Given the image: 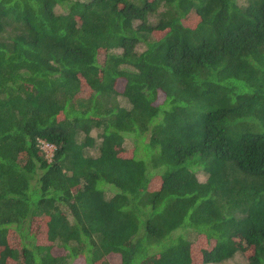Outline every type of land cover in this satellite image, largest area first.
I'll use <instances>...</instances> for the list:
<instances>
[{
	"label": "trees",
	"instance_id": "1",
	"mask_svg": "<svg viewBox=\"0 0 264 264\" xmlns=\"http://www.w3.org/2000/svg\"><path fill=\"white\" fill-rule=\"evenodd\" d=\"M237 255L264 264V0H0V264Z\"/></svg>",
	"mask_w": 264,
	"mask_h": 264
},
{
	"label": "rangeland",
	"instance_id": "2",
	"mask_svg": "<svg viewBox=\"0 0 264 264\" xmlns=\"http://www.w3.org/2000/svg\"><path fill=\"white\" fill-rule=\"evenodd\" d=\"M237 1H238L239 3H244V0H237ZM61 10H62V8L60 7V5H56V7H55V11H56V12H61ZM149 19H150V21H154V17H152V16H151ZM141 47H142V46H139L138 48L140 49ZM121 88H122V85L120 84V85L118 86V89L121 90ZM118 100H119V103H120L122 106H128V104H127V102H126V100H125L124 97H122V96H118ZM92 135H93L94 137H96V144L98 145L99 140H100V138H99V131L96 130V129L92 130ZM40 147H41V149L43 150L45 156H46L48 159H50L51 156H52V152H53L54 147H53L52 145H50V144L45 143L44 141H43L42 143L40 142ZM133 147H134V141H133V139H132L131 137H129V136H126V137H125V140H124V148H126V150H127V149H128V150H132ZM88 152H89L90 154H94V153H95V150L92 148V149H89ZM198 175H199V178H200V179H204V175H203V174L198 173ZM111 187L117 191V189H116L114 186L111 185ZM107 194H110V192H108ZM12 236H13V235H12ZM12 236H11V237H12ZM38 239H39L41 242H45V240H44V236H42V235H40V236L38 235ZM61 252H62V251H61L60 249H57V253H61ZM114 261H116V259H115ZM76 263H77V262H76ZM76 263L74 262V263H72V264H76ZM244 263H245V262H244V260L242 259V257H241L240 255H237L236 257H234L233 259H231L230 261H228V262L225 263V264H244Z\"/></svg>",
	"mask_w": 264,
	"mask_h": 264
},
{
	"label": "built area",
	"instance_id": "3",
	"mask_svg": "<svg viewBox=\"0 0 264 264\" xmlns=\"http://www.w3.org/2000/svg\"><path fill=\"white\" fill-rule=\"evenodd\" d=\"M41 143L43 142V141H40ZM48 144V143H47Z\"/></svg>",
	"mask_w": 264,
	"mask_h": 264
}]
</instances>
